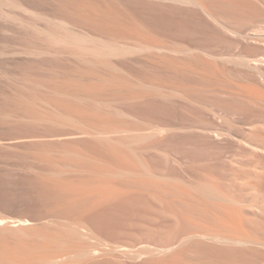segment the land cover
<instances>
[{
	"label": "rangeland",
	"instance_id": "374dc122",
	"mask_svg": "<svg viewBox=\"0 0 264 264\" xmlns=\"http://www.w3.org/2000/svg\"><path fill=\"white\" fill-rule=\"evenodd\" d=\"M128 1L0 0V264H264V45Z\"/></svg>",
	"mask_w": 264,
	"mask_h": 264
},
{
	"label": "bare ground",
	"instance_id": "6f19581e",
	"mask_svg": "<svg viewBox=\"0 0 264 264\" xmlns=\"http://www.w3.org/2000/svg\"><path fill=\"white\" fill-rule=\"evenodd\" d=\"M234 1L235 0H129L128 2L130 5H134V6H140V4L149 6L153 9H155L156 10L155 12H160L161 8L166 7L167 6L165 4L166 2L173 4L170 6L171 9L174 12H177L180 14H182V12H183V11H181V7H188V8H190V11H186L187 12L186 15L188 16V18H190V20L200 29L206 28V29H210L211 31L216 32V36L214 39H215V42L217 44H225L228 46L240 47L242 49H246V48L252 46L253 44L254 45L255 44H263L264 45V14L246 15L244 13H238L237 16L230 15V14H228V11L230 10L232 2H234ZM141 15H143V14H141ZM61 22L63 23V24H61L63 26H64V24H65V26L67 24H69V23L65 22L64 20ZM14 38L11 39V41H13ZM155 44H157V43H154V45ZM124 45H123V47H124ZM152 45L150 43V45H145V46L149 47V51H150V48L153 50L157 49V53L159 51V54L162 50H164V48L161 47V46H163L162 44L160 47H159L160 44L158 46L151 47ZM126 46L128 47V45H126ZM182 46L184 48L181 47V49L180 48L176 49V47H174L175 48L174 49L172 47L173 48L172 51L181 52L182 54L183 53H185V54L186 53H188V54L194 53L195 49L193 50L192 48L188 47L187 45H182ZM167 48H168V46H167ZM115 50H116V52H118L117 51L118 49H115ZM153 50H151V52ZM174 52H173V54H174ZM165 55H167V54H165ZM165 55L160 56V55H156L153 53V54H149L148 56L150 58L152 57V58L160 59V58H165ZM212 55L214 56V54H212ZM212 55H210V56H212ZM190 56H192V55H189L188 57H190ZM169 58H171L170 55H169ZM172 58H173V56H172ZM226 58L233 60V62L239 60L245 66H247V68L249 67V68L254 69V71H256L260 76L264 77V71L262 70V68H260L262 65L259 66L261 63L262 64L264 63V58L258 59V58H254V57H248L245 55L234 56V54L226 55ZM165 59H167V58H165ZM164 61L166 62V60H164ZM190 72H195V70L190 69ZM239 86L238 85L236 86V87H238V89L240 88L239 91L235 87L237 89V91L235 90L236 91L235 92L234 91L235 88L231 87L233 90H230V88H229V90L231 92H228V91L227 92L230 94L235 92L238 95L240 94L239 96L249 94V93L246 94V91H247V89L245 87L246 85H239ZM237 94H234V96L235 95L237 96ZM250 95L252 96V98L255 99V101L260 99V98H258L257 94L251 93ZM259 97H261V96H259ZM204 187L203 188L201 187L204 191L203 192L201 190L202 193H206L207 196H210L211 198L213 197L214 199H216L218 197L217 193H215V191L218 192V190L213 191V189L210 190L211 188L207 189V187L206 188H204ZM218 198H220V197H218ZM219 200H221V199H219ZM234 218H236V217H234ZM235 220L237 221V218ZM2 221H3V219L0 218V223H3ZM205 233L206 232H204V236H205ZM240 233H244V232H240ZM208 234H210V233H208ZM213 234H214V237H217V238L222 236L220 233H217L220 235H217L216 233H213ZM201 236H202V234H201ZM234 236L233 235L231 237L229 236L230 238H228V239L231 240L232 242L234 241V242L238 243V242L246 241L248 238H250L246 234H240V235L237 234L235 237ZM186 238H187V236H186ZM223 240H225V239H223Z\"/></svg>",
	"mask_w": 264,
	"mask_h": 264
}]
</instances>
